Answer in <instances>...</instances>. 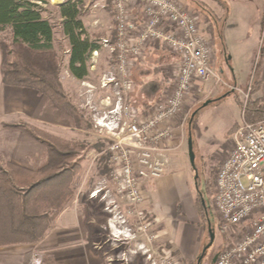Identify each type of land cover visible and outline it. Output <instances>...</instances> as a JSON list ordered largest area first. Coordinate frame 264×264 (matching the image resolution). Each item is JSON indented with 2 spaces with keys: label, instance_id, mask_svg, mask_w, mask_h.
<instances>
[{
  "label": "rangeland",
  "instance_id": "rangeland-1",
  "mask_svg": "<svg viewBox=\"0 0 264 264\" xmlns=\"http://www.w3.org/2000/svg\"><path fill=\"white\" fill-rule=\"evenodd\" d=\"M82 1L85 5L91 2V0ZM179 1L202 17L201 28L204 30V35L212 41L216 54L212 69L223 81L216 88L214 82L206 83L202 92L195 93L186 100L182 115L172 122L179 132L177 137H181V141L186 143L184 152L187 156L189 131L193 133L195 141V166L198 173L192 169L188 156L190 166L188 190H185V196L183 195L187 198L185 201L187 214L183 216L182 223L196 226L204 240L192 261L181 256L179 251L171 249V246L167 247V244L155 239L152 218L143 215L139 209L147 198L145 184L141 185L143 201L138 205H130L119 193L117 181L113 176L114 164L110 161L112 137L108 130L97 125V121L105 115L110 116L109 112L113 111L118 103L113 89H101L103 76L112 71L116 64L115 57L101 46L104 38H113L114 16L111 9L90 12L89 9L81 6V18L85 28L90 38L100 47L99 57L95 61L89 59V74L83 80L76 79L68 69L69 42L65 39L59 23H56L55 40L60 56L59 79L65 95L83 116L81 128L73 127L68 120L62 119L60 113L48 102H46L47 107L49 110H54V114H59L60 122L50 120L43 124L44 127H39V123L35 121L33 124L20 125L17 121L15 124L2 125L6 128H13L10 125L33 127L53 137L82 143V150L76 153L75 159L70 162L79 166L74 182L76 195L64 211L73 209L83 216L87 242L93 251L99 253L97 256L101 258L103 264H161V261L166 258L176 264H198L204 249L211 244L212 236H214V242L206 251L201 264H216L215 257L223 248L236 240L235 234L241 229L236 230L237 228L231 225L224 226L219 221L213 205L214 180L220 162L223 161H220L219 154L225 147H228L227 152L231 150L233 133L242 121L240 102L242 103L243 96L233 87L236 86L245 91L252 80L254 86L255 76H258L262 67L264 0ZM47 2L44 8L48 12V17H57L55 6L59 0H47ZM198 3L207 6L213 12L220 30L219 35L216 32V35H213L208 29L210 22L208 19L204 20ZM5 35L0 34L1 37ZM150 56L145 60V66H136L139 65L137 62L141 58L133 62V87L129 93L128 104L132 105L136 111L139 107L141 108L140 105L143 102L150 105L156 102L163 89L156 77L158 68L169 60L178 59L177 56L164 50L153 51ZM170 65L169 69L174 63ZM168 73L169 76L165 75L166 78L165 76L164 78L168 80V83H172L171 73ZM85 83L91 84L93 89L86 87ZM166 87L169 88L167 85ZM212 90L214 94L219 91L230 94L223 103H218L219 100H213L215 95L212 94ZM207 103L209 105L205 107ZM236 122L238 123L232 128ZM32 137L42 145V153L39 152L35 156L33 167L28 169H35L40 165L45 151V146L34 136ZM196 139H199V143L203 146L201 149L203 152H200L196 145ZM210 185L212 189L208 192L207 186ZM36 255L42 260L43 257ZM34 260L35 257L32 263Z\"/></svg>",
  "mask_w": 264,
  "mask_h": 264
},
{
  "label": "built area",
  "instance_id": "built-area-1",
  "mask_svg": "<svg viewBox=\"0 0 264 264\" xmlns=\"http://www.w3.org/2000/svg\"><path fill=\"white\" fill-rule=\"evenodd\" d=\"M84 5L82 1L80 8L90 12H113L115 39L104 38L101 46L116 64L103 76L101 89H113L118 103L97 125L112 137L110 161L119 193L130 205H138L144 199V181L165 174L166 164L158 153L168 150V143L179 136L172 122L182 115L186 100L202 92L206 83L214 82L215 88L223 83L212 69L214 45L203 33L201 16L179 0H91ZM147 50H164L178 59L170 68L172 83L164 99L142 115L128 104V97L133 62ZM99 52L93 51L90 58L95 61ZM253 83L245 91L233 87L243 96L242 121L216 173L213 205L224 226L241 229L236 240L219 252L216 264H264V117L254 123L246 119ZM32 264L42 260L35 257ZM161 264L176 262L166 258Z\"/></svg>",
  "mask_w": 264,
  "mask_h": 264
},
{
  "label": "trees",
  "instance_id": "trees-1",
  "mask_svg": "<svg viewBox=\"0 0 264 264\" xmlns=\"http://www.w3.org/2000/svg\"><path fill=\"white\" fill-rule=\"evenodd\" d=\"M81 2L65 0L57 4L58 15L51 18L44 8L47 0H0V34H6L0 36L4 84L37 91L62 119L76 128H81L83 116L65 95L59 79L60 56L55 33L59 23L70 46L68 69L76 79H85L89 74L90 56L100 47L85 28ZM257 91L255 84L253 94ZM263 117L264 98L252 97L246 108V119L254 123ZM10 126L34 136L45 146V151L35 169L11 162L0 163V248L34 245L50 233L75 198L74 182L79 166L70 162L82 150L79 141L53 137L33 127ZM211 189V185L207 186L208 192ZM42 264L64 263L43 256Z\"/></svg>",
  "mask_w": 264,
  "mask_h": 264
},
{
  "label": "crops",
  "instance_id": "crops-1",
  "mask_svg": "<svg viewBox=\"0 0 264 264\" xmlns=\"http://www.w3.org/2000/svg\"><path fill=\"white\" fill-rule=\"evenodd\" d=\"M152 52H145L144 57L137 62L139 65L136 66H145V60L147 57H151ZM176 61L169 60L158 68L156 77L163 89L160 97L153 105L164 99L166 95L164 91L169 89L166 85L170 87V83L165 78L169 76L170 64ZM1 64L2 53L0 50V162H11L25 168H32L33 159L41 152L42 145L27 133L2 125L15 124L17 121L20 122L18 123L20 125L33 124L35 121V123H39V127H44L43 124L50 122V120L60 122L58 120L60 119L59 114H54V110H49L45 97L40 96L34 90L5 85L1 73ZM258 73V76H255L258 91L253 97L264 98V58ZM229 94V92L219 91L214 94L213 100H219L218 103H223ZM153 105L143 102L138 112L146 115ZM190 134L194 137L193 133L189 131L188 146ZM185 145L186 143L181 141V137H175L168 143V150L158 153V156L166 164L165 174L157 180L144 181L147 198L139 209L143 215L152 218V226L155 227L154 234L157 241L170 245L171 249L179 251L181 256L192 261L197 255L198 248L202 247L204 239L196 226L182 223L183 216L187 214L185 205L187 198L183 195L184 191L188 190V170L190 169L188 164L189 151L187 156V153L184 152ZM196 145L200 152H203L201 150L203 146L199 143V139H196ZM227 148L225 147L219 154L220 161L224 160ZM191 167L198 173L196 166L194 168L191 164ZM82 217L73 209L64 211L55 222L50 233L41 242L35 245L0 248V264H32L33 258L38 257L36 254L41 257L51 256L57 262L64 264H103L101 258L97 256L87 242L86 227Z\"/></svg>",
  "mask_w": 264,
  "mask_h": 264
},
{
  "label": "flooded vegetation",
  "instance_id": "flooded-vegetation-1",
  "mask_svg": "<svg viewBox=\"0 0 264 264\" xmlns=\"http://www.w3.org/2000/svg\"><path fill=\"white\" fill-rule=\"evenodd\" d=\"M199 5V8L202 12V16H204V20L205 19H208L210 24L208 26V29L211 31L212 34H214L216 32L217 35H219V27L217 25V21H216V18L213 14V12L205 5L201 4V3H198ZM202 18V17H201Z\"/></svg>",
  "mask_w": 264,
  "mask_h": 264
},
{
  "label": "water",
  "instance_id": "water-1",
  "mask_svg": "<svg viewBox=\"0 0 264 264\" xmlns=\"http://www.w3.org/2000/svg\"><path fill=\"white\" fill-rule=\"evenodd\" d=\"M209 103H207L205 106H207ZM189 156H190V160H191V164L192 166L195 168V159H196V155H195V151H194V143H193V137H192V134H190V140H189ZM196 170V169H195ZM214 242V236H212V239H211V244L206 247L202 253V255L200 256V259L198 260V264H201L202 262V259L206 253V251L212 246ZM217 261V256L215 257L214 259V262L216 263Z\"/></svg>",
  "mask_w": 264,
  "mask_h": 264
},
{
  "label": "bare ground",
  "instance_id": "bare-ground-1",
  "mask_svg": "<svg viewBox=\"0 0 264 264\" xmlns=\"http://www.w3.org/2000/svg\"><path fill=\"white\" fill-rule=\"evenodd\" d=\"M85 86L88 87V88H93V86H91L89 84H86V83H85Z\"/></svg>",
  "mask_w": 264,
  "mask_h": 264
}]
</instances>
